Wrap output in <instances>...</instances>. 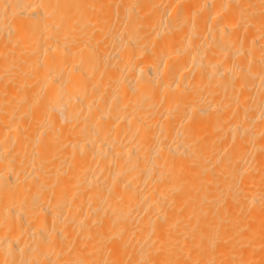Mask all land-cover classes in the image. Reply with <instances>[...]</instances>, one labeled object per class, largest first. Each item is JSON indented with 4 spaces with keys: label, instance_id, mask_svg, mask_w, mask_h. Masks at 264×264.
Masks as SVG:
<instances>
[{
    "label": "bare ground",
    "instance_id": "1",
    "mask_svg": "<svg viewBox=\"0 0 264 264\" xmlns=\"http://www.w3.org/2000/svg\"><path fill=\"white\" fill-rule=\"evenodd\" d=\"M0 264H264V0H0Z\"/></svg>",
    "mask_w": 264,
    "mask_h": 264
}]
</instances>
